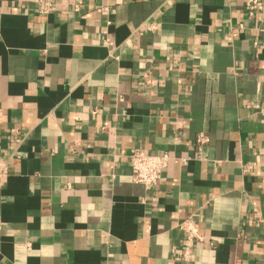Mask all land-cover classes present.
Returning <instances> with one entry per match:
<instances>
[{
    "label": "crops",
    "instance_id": "crops-1",
    "mask_svg": "<svg viewBox=\"0 0 264 264\" xmlns=\"http://www.w3.org/2000/svg\"><path fill=\"white\" fill-rule=\"evenodd\" d=\"M248 1L0 0V264H184L189 217L192 264H264ZM136 149L171 158L154 189Z\"/></svg>",
    "mask_w": 264,
    "mask_h": 264
},
{
    "label": "built area",
    "instance_id": "built-area-1",
    "mask_svg": "<svg viewBox=\"0 0 264 264\" xmlns=\"http://www.w3.org/2000/svg\"><path fill=\"white\" fill-rule=\"evenodd\" d=\"M260 1L261 0H249L247 2L246 8L249 17L255 16V8L259 5ZM51 8L50 3H46L41 13L47 15ZM149 29H152V27ZM108 44L111 43L108 42ZM208 141V138L204 134H200L197 138V144L200 147L206 145ZM129 159L133 171V182L142 185L148 190L154 189L158 185L171 160L168 154L151 155L141 149L133 151ZM178 227L183 233V240L178 253L179 261L184 264H192L195 245L203 242L204 237L200 232L199 225L193 217L183 220Z\"/></svg>",
    "mask_w": 264,
    "mask_h": 264
}]
</instances>
